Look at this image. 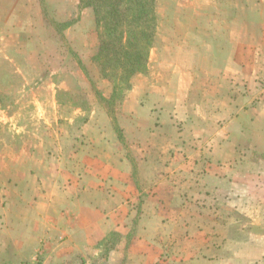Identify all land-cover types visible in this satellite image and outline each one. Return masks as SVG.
<instances>
[{
  "label": "crops",
  "instance_id": "obj_1",
  "mask_svg": "<svg viewBox=\"0 0 264 264\" xmlns=\"http://www.w3.org/2000/svg\"><path fill=\"white\" fill-rule=\"evenodd\" d=\"M156 12L149 71L114 110L124 142L89 135L100 124L83 120L89 149L72 137L73 151L46 143L40 156L19 141L37 138L31 122L46 104L33 93L24 123L0 104L14 136H0V264L254 263L240 252L263 240L264 0H157ZM96 31L81 0H0V62L12 52L36 80L55 76V111L65 94L111 112L99 104L116 96L95 61ZM247 216V240L233 238Z\"/></svg>",
  "mask_w": 264,
  "mask_h": 264
},
{
  "label": "rangeland",
  "instance_id": "obj_2",
  "mask_svg": "<svg viewBox=\"0 0 264 264\" xmlns=\"http://www.w3.org/2000/svg\"><path fill=\"white\" fill-rule=\"evenodd\" d=\"M58 34L62 38L63 36L64 38H66L63 32H58ZM95 34L98 37L97 31ZM44 35L45 33L42 31H38L36 33L35 37H37V39H40V40H37L39 41V44L36 45L35 47L36 49L37 48L39 49V47L41 46V38ZM60 43L62 44L63 41ZM65 46H66V50L69 51L70 57H73L75 52L72 50V48H70L69 50L68 49L69 46L67 44ZM5 53H0V56ZM7 60L11 63L12 67H6L5 72L3 73V81H0V101H1L0 104L3 107H12L11 111H13V106H17L18 109L22 111L18 115L22 123H24L25 119L29 118V116L31 115V112H29V107L32 105V102H33V93L36 96H38L39 100L43 101L46 104V109H44L43 112L38 113L36 116L38 121L36 123L35 121L31 122L32 123L31 130H33V133L36 134L37 138L33 141L32 139L31 140L28 139V141L20 140L19 143H21L22 145L29 144V146L33 147L35 152L40 156H42L44 153L46 154L48 153L49 144H46V143H50L54 147V149L61 148L60 150H64L66 152L73 151L72 149L73 144L69 140V138H72V137L78 140L81 146L83 145V147L85 146V148L89 149L90 145L86 144L87 140L81 137L82 130L81 128H79V125L83 123V120H85V122H89V121L91 123L98 122V124H100L99 127L98 125H96V127L92 128L91 131H87L89 135L90 134L93 135L94 129L98 128V130L99 129L105 130V132L108 135H111V134L117 135L119 139L121 140L123 139V142L125 141V137L122 133V130L120 129L119 123L115 122L116 117H115V111H114L115 108L119 105L120 98L123 95L125 89H122L121 87H117L116 97L112 101L106 100V101H102L103 103L99 101V104H102L101 105L103 107L102 109L106 108L108 111L112 109L111 112L109 111V113L106 111L104 112L98 111L95 115H92L93 114V111L91 109L92 107L90 106L85 96L79 95L76 97H71L65 94L59 95V99L63 105H61V107H59L55 111V109L52 106V101H51L52 97L50 95V92H51V84L54 80H57V78L56 79L53 78L55 76L53 75L50 76V74H44L43 76L45 77V80H42V81L36 80L35 78H33L35 76L31 73V71L28 70L27 68L26 69L24 68L26 66L24 64L23 58L18 54H15L12 52L8 53L7 51ZM0 66H3L2 62H0ZM14 69L15 71L18 70L25 75L22 76L20 74L21 77H19V79L17 80H14V76H15L14 71H13ZM88 70L89 72H91V76L94 77L95 74L92 71V69L88 68ZM95 82L96 84L94 87L96 89H98L97 87H99V90L105 91V87H101V85L99 84L100 83L99 80H96ZM33 83L34 84L37 83L38 85L34 86L35 89L29 92L28 90L34 85ZM96 97L99 99L98 96ZM76 107L83 109L85 113L84 116H80L78 118L75 115L73 116V111L77 109ZM33 114L34 113H32V115ZM56 117L58 118L57 124L54 121ZM71 119L72 121H70ZM43 120L49 121V123H51L52 126L50 127L47 126ZM27 121H29V119ZM101 122L104 124H101ZM72 125H74V127ZM101 125H105V127ZM69 126H71V128H69ZM168 131L169 130H167V132ZM167 132L166 134L168 135L169 133ZM1 135L5 136V141L11 142L14 140V136L12 135L10 130L4 129V127L0 126V136ZM58 136L63 137V138L60 140L59 144H55L52 141V138H56ZM42 141H44L45 143H43ZM45 144L47 145L46 147H45ZM121 213L123 212L121 211ZM231 214L233 213L231 212ZM239 219L242 221V224L240 225L239 229L234 230V232L232 233V237L233 238H244V239L248 238V230L251 231V228H252L251 221L248 219V216L243 217V218L241 217ZM258 230H259L258 236L261 238L263 237L262 238L263 240H256L255 242L256 246H251V248H248V250H246L243 253L240 252V258H243L246 261L248 259L252 260L254 258V260H252L254 263L264 264V255L261 257L260 256L252 257L250 255V253L257 252L258 250L261 251V247H262V250H264V246H263L264 245V225L258 226ZM262 233L263 235H260ZM115 240H117V238H115ZM249 262L250 261H248L246 264H249Z\"/></svg>",
  "mask_w": 264,
  "mask_h": 264
},
{
  "label": "trees",
  "instance_id": "obj_3",
  "mask_svg": "<svg viewBox=\"0 0 264 264\" xmlns=\"http://www.w3.org/2000/svg\"><path fill=\"white\" fill-rule=\"evenodd\" d=\"M81 5L94 10L99 37L95 61L103 77L115 85L116 96L117 87L127 90L134 77L149 71L158 25L157 0H81ZM2 64L0 81L6 67H12L8 60ZM13 71L14 80L19 79Z\"/></svg>",
  "mask_w": 264,
  "mask_h": 264
}]
</instances>
